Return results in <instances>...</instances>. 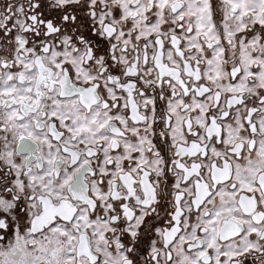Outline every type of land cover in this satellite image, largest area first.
Here are the masks:
<instances>
[{"label": "snow or ice", "instance_id": "snow-or-ice-1", "mask_svg": "<svg viewBox=\"0 0 264 264\" xmlns=\"http://www.w3.org/2000/svg\"><path fill=\"white\" fill-rule=\"evenodd\" d=\"M0 264H264V0H0Z\"/></svg>", "mask_w": 264, "mask_h": 264}]
</instances>
